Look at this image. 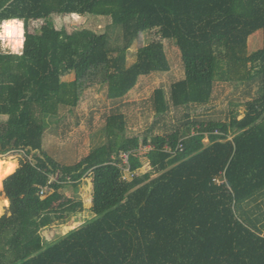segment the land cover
Segmentation results:
<instances>
[{"label": "trees", "instance_id": "16d2710c", "mask_svg": "<svg viewBox=\"0 0 264 264\" xmlns=\"http://www.w3.org/2000/svg\"><path fill=\"white\" fill-rule=\"evenodd\" d=\"M72 15L111 22L103 33L55 28L54 16ZM13 20L24 41L19 54L0 52V156L24 159L2 182L0 264H264V0H0V24ZM152 31L160 40L144 44ZM258 31L262 48L249 54ZM163 42L177 47L184 78L155 89L150 106L161 117L183 109V121L128 137L121 101L141 77L169 73ZM220 84L251 99L230 102L223 119H191ZM103 89L115 105L104 141L71 165L48 156L47 119L57 127L60 112ZM87 177L92 217L47 245L42 233L83 209L61 191Z\"/></svg>", "mask_w": 264, "mask_h": 264}, {"label": "rangeland", "instance_id": "374dc122", "mask_svg": "<svg viewBox=\"0 0 264 264\" xmlns=\"http://www.w3.org/2000/svg\"><path fill=\"white\" fill-rule=\"evenodd\" d=\"M53 21L55 28L60 30L64 28L66 31H72L77 27H88L99 33H103L110 24L111 19L108 17L90 16L87 19H82L76 15L58 17L54 16ZM3 24V23H2ZM0 24V52L19 54L21 49L13 50L8 41L2 35L3 29ZM41 23L31 24V29L38 28ZM21 26H23L21 22ZM23 30V28H22ZM24 33V30H23ZM119 35V32H115ZM160 37L156 31L148 32L143 35V43L159 41ZM164 48L170 61V71L165 74H153L148 77H141L136 87L121 101V111L126 116L127 128L126 136L142 137L145 136L148 130L151 129V135L162 136L169 134L172 127L178 126L180 121H183L181 116L185 113L183 109L171 110L166 116H157L150 106V97L153 91L157 88H163L168 92L169 86L174 81H179L184 78L183 65L180 53L173 42H163ZM263 35L261 31L254 33L248 38L247 47L248 53L251 54L262 48ZM128 62H134L133 53L135 49L130 50ZM72 80V76L67 78ZM243 87L220 84L217 85L214 91L212 101L206 106L196 108L193 112L190 110L189 117L191 119L198 117L199 119H208L211 117L223 119L227 115V111L232 109L230 102H245L250 100V97L242 95ZM115 105L107 100L105 90H92L84 95L80 105L68 113L60 112L58 119L59 124L54 126L47 119L48 130L44 134L43 151L55 161L64 165H71L86 156L89 151L100 145L104 141L102 128L105 125V119L110 114ZM233 110V109H232ZM243 109H239L238 119L243 116ZM53 119V118H52ZM194 131L191 132V134ZM214 140V136H207L204 144H208ZM151 148L150 145L139 150V156L143 161V166L140 172L146 177L151 176L152 167L145 160V154ZM68 158V159H64ZM122 158L126 159V156ZM24 159L20 152H13L4 156H0L2 163H8L9 174L19 167V162ZM125 163V161H124ZM158 161H156V164ZM13 172V173H14ZM2 176H5L2 175ZM10 176V175H9ZM7 178V177H6ZM0 182V209L5 208L3 201L2 182ZM219 179L216 183H221ZM63 196L73 198L82 202L83 209L79 214L69 216L64 222L54 223L42 233V238L47 241V245H52L57 242L67 232L79 228L86 220L92 217L90 212L92 187L91 179L85 178L79 186V189L74 192L72 189H64L61 191ZM76 197V198H75ZM6 199V198H5ZM7 200V199H6ZM8 201V200H7ZM3 202V203H2ZM9 204V203H8ZM6 210V214L8 209ZM1 214V212H0Z\"/></svg>", "mask_w": 264, "mask_h": 264}, {"label": "bare ground", "instance_id": "6f19581e", "mask_svg": "<svg viewBox=\"0 0 264 264\" xmlns=\"http://www.w3.org/2000/svg\"><path fill=\"white\" fill-rule=\"evenodd\" d=\"M22 28L21 22L16 20L4 22L2 24V35L6 41L9 42L13 50L21 49L23 46L24 37ZM9 168H11V166L8 163H2L0 161V182L9 175ZM4 174L5 176H2Z\"/></svg>", "mask_w": 264, "mask_h": 264}, {"label": "crops", "instance_id": "0c3cea01", "mask_svg": "<svg viewBox=\"0 0 264 264\" xmlns=\"http://www.w3.org/2000/svg\"><path fill=\"white\" fill-rule=\"evenodd\" d=\"M74 16V15H73ZM3 201H4V206H5V208H3V209H0V212H1V214H0V217H2L3 215H6V216H9L10 214L7 212V214H6V210L5 209H8V207H9V204H8V201H6V199H5V197L3 196Z\"/></svg>", "mask_w": 264, "mask_h": 264}, {"label": "built area", "instance_id": "2783aa9c", "mask_svg": "<svg viewBox=\"0 0 264 264\" xmlns=\"http://www.w3.org/2000/svg\"><path fill=\"white\" fill-rule=\"evenodd\" d=\"M178 149H179V150H181V149H182V146H181V145H179V146H178ZM125 162H126V160H125Z\"/></svg>", "mask_w": 264, "mask_h": 264}]
</instances>
